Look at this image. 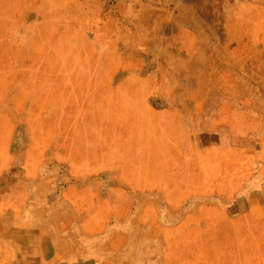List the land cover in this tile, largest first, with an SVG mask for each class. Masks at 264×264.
I'll return each instance as SVG.
<instances>
[{"label":"rangeland","instance_id":"374dc122","mask_svg":"<svg viewBox=\"0 0 264 264\" xmlns=\"http://www.w3.org/2000/svg\"><path fill=\"white\" fill-rule=\"evenodd\" d=\"M0 178L6 264H264V0H0Z\"/></svg>","mask_w":264,"mask_h":264},{"label":"crops","instance_id":"0c3cea01","mask_svg":"<svg viewBox=\"0 0 264 264\" xmlns=\"http://www.w3.org/2000/svg\"><path fill=\"white\" fill-rule=\"evenodd\" d=\"M2 182V179L0 178V184ZM12 232V231H10ZM15 233H18V230H14ZM5 234V236H4ZM8 234V231H7V228L6 226H0V264H6L8 262V260H6V253L5 251H7V247L5 248L3 243L5 245H7V241L5 240L6 239V235ZM4 237L3 239L5 241H3L1 238ZM21 248V247H20ZM19 256H17L15 258V261H13L12 263H16V264H21V257L19 258V260L17 259Z\"/></svg>","mask_w":264,"mask_h":264}]
</instances>
